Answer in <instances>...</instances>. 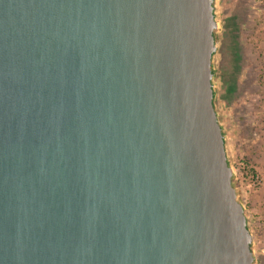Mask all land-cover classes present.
<instances>
[{
	"label": "water",
	"instance_id": "95a60500",
	"mask_svg": "<svg viewBox=\"0 0 264 264\" xmlns=\"http://www.w3.org/2000/svg\"><path fill=\"white\" fill-rule=\"evenodd\" d=\"M214 2L0 0V264H254Z\"/></svg>",
	"mask_w": 264,
	"mask_h": 264
},
{
	"label": "rangeland",
	"instance_id": "374dc122",
	"mask_svg": "<svg viewBox=\"0 0 264 264\" xmlns=\"http://www.w3.org/2000/svg\"><path fill=\"white\" fill-rule=\"evenodd\" d=\"M236 2L238 0L214 2L215 17L218 22L215 30L217 51L213 56L214 102L223 127L228 161L233 170V184L238 199L244 205L248 226L253 235L254 264H264V182L257 186L249 185L252 174L260 173L264 176V72L251 74L252 68L255 67L253 66L255 59L253 62L246 61L242 69L236 64L233 74L228 75L229 80L224 85L218 60L221 48L224 53L229 52L227 55L236 54L238 58L245 45L242 41L236 42V38H239L236 36L243 35V29L241 27L236 29V21H232V25H229V21H225L235 11ZM251 3L253 9L247 10L250 11L248 14L250 21H246L251 23V26L244 29V34L250 35V39L247 38L244 42L251 54L256 56L258 49L261 52L264 50V44L261 48V43L256 42L260 40L258 35L264 34V0H251ZM225 24L230 27L226 35H224ZM250 78L256 79V87L248 82ZM243 79L246 81L241 87L240 81ZM241 164L247 168L244 174L237 170V165Z\"/></svg>",
	"mask_w": 264,
	"mask_h": 264
},
{
	"label": "crops",
	"instance_id": "0c3cea01",
	"mask_svg": "<svg viewBox=\"0 0 264 264\" xmlns=\"http://www.w3.org/2000/svg\"><path fill=\"white\" fill-rule=\"evenodd\" d=\"M253 9V5L251 3V0L248 1V0H238V2H236V8H235V11L233 12V14L228 17L225 21H229V25H232V21H236L237 22V28L236 29H240V27L243 29L242 32H243V35H239V36H236V37H239V38H236V42H243L245 45H243V51L241 53V56L236 58V54L235 55H232L230 56V54L227 55V53L229 52H223L222 48L220 49L219 51V68H220V73H221V78H222V82H224V85H225V82H228L229 78H228V75H232L233 72H234V67L237 65H239L242 69V65L245 63L246 64V61H251L253 62V59H255V62L253 64V66H255L254 68H252V71H251V74H254V75H257L258 74H263L264 72V50L259 51L258 49V53L256 56H253L251 54V52L248 50L247 46H246V43L244 41H247V38H249L250 35H247V34H244V29L245 27H249L251 26V23H247L246 21H250V18H248V14L250 13V11H247V10H251ZM252 20V19H251ZM246 22V24H245ZM225 26V31H224V35H226L228 29L230 28L229 26H227V24L224 25ZM238 31V30H237ZM239 33V32H238ZM257 35H255V38H256ZM254 37V36H253ZM232 38V37H230ZM258 38L260 39L259 41L256 40V42H260L261 43V48L262 45L264 44L263 41H264V34H261V35H258ZM236 44V43H235ZM241 45V44H240ZM242 47V45H241ZM218 54V53H217ZM262 55V56H261ZM259 56V57H258ZM262 61V62H261ZM227 66H229L230 68H228ZM250 73V72H249ZM255 80L256 79H252L250 78V80H248V82L250 84H252V86L256 87V83H255ZM246 80H241L240 83H241V87L245 84Z\"/></svg>",
	"mask_w": 264,
	"mask_h": 264
},
{
	"label": "built area",
	"instance_id": "2783aa9c",
	"mask_svg": "<svg viewBox=\"0 0 264 264\" xmlns=\"http://www.w3.org/2000/svg\"><path fill=\"white\" fill-rule=\"evenodd\" d=\"M237 170L241 173L244 174L247 172V168H245V165H237ZM235 171V170H234ZM236 172V171H235ZM264 182V176H262L260 173H254L250 176V182L249 185L257 186L260 185Z\"/></svg>",
	"mask_w": 264,
	"mask_h": 264
},
{
	"label": "trees",
	"instance_id": "16d2710c",
	"mask_svg": "<svg viewBox=\"0 0 264 264\" xmlns=\"http://www.w3.org/2000/svg\"><path fill=\"white\" fill-rule=\"evenodd\" d=\"M215 37H216V40H217V36H216V34H215ZM213 71H214V69H213ZM214 74H215V72H214ZM214 101H215V93H214ZM214 104H215V102H214ZM252 247V249H253V246H251Z\"/></svg>",
	"mask_w": 264,
	"mask_h": 264
},
{
	"label": "bare ground",
	"instance_id": "6f19581e",
	"mask_svg": "<svg viewBox=\"0 0 264 264\" xmlns=\"http://www.w3.org/2000/svg\"><path fill=\"white\" fill-rule=\"evenodd\" d=\"M262 56V55H261ZM259 57V56H258ZM262 62V61H261Z\"/></svg>",
	"mask_w": 264,
	"mask_h": 264
}]
</instances>
